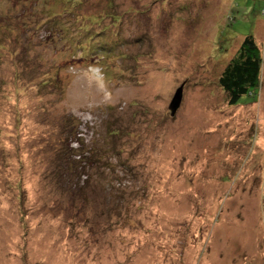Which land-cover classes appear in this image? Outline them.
<instances>
[{
  "label": "rangeland",
  "instance_id": "374dc122",
  "mask_svg": "<svg viewBox=\"0 0 264 264\" xmlns=\"http://www.w3.org/2000/svg\"><path fill=\"white\" fill-rule=\"evenodd\" d=\"M0 264H264V0H0Z\"/></svg>",
  "mask_w": 264,
  "mask_h": 264
},
{
  "label": "trees",
  "instance_id": "16d2710c",
  "mask_svg": "<svg viewBox=\"0 0 264 264\" xmlns=\"http://www.w3.org/2000/svg\"><path fill=\"white\" fill-rule=\"evenodd\" d=\"M262 62L261 44L253 35L245 36L218 78V86L228 106H237L244 96L258 95Z\"/></svg>",
  "mask_w": 264,
  "mask_h": 264
},
{
  "label": "water",
  "instance_id": "95a60500",
  "mask_svg": "<svg viewBox=\"0 0 264 264\" xmlns=\"http://www.w3.org/2000/svg\"><path fill=\"white\" fill-rule=\"evenodd\" d=\"M181 91H182V87H180V88L176 91L175 96H174V98H173V100H172L173 103H172V105H171L170 107H172L173 104H175V106L173 107L174 110L177 108V106H178L179 103H180V100H181Z\"/></svg>",
  "mask_w": 264,
  "mask_h": 264
}]
</instances>
